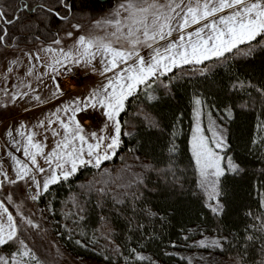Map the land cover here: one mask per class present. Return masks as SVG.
I'll return each instance as SVG.
<instances>
[{
  "label": "snow or ice",
  "instance_id": "obj_1",
  "mask_svg": "<svg viewBox=\"0 0 264 264\" xmlns=\"http://www.w3.org/2000/svg\"><path fill=\"white\" fill-rule=\"evenodd\" d=\"M105 2L0 0V56L5 59L13 56L8 60V73L13 72L11 65L20 63L15 57L16 50L30 62L40 61V54L44 53L48 59L41 75L53 82L51 95L60 100L54 110L42 114L43 118H37L28 127L24 120L9 113L8 107L17 106L28 97L29 92H21L19 88L30 86L21 81L13 90L2 89L6 101L0 99V124L6 126L7 137L24 159L8 152L14 176L0 169V190L5 184L25 187L35 202L44 194L51 196L52 186L69 184L81 169H96L91 180L78 185L81 192L72 194L71 210H65L68 201H61L65 206L61 214L71 220L70 225L65 224L69 240L76 233L86 236L81 231L86 225L81 222L92 211L88 205L94 200V208L99 210V226L93 229L91 244L106 264H116L118 256H123L124 264L145 261L159 264L136 248H130L124 255L121 249L125 245L115 242L116 233L119 230L128 241L132 233L139 234L138 242L158 239L183 214L182 203L187 196L199 200L211 220V224L197 226L202 238L193 243L208 253L207 257H199L198 264H264V211L258 215L251 210L246 213L260 224L246 225L243 236L234 234L226 225L224 218L231 195L229 177L242 176L247 172V165L231 154L229 129L212 119L211 113H208L207 126L210 136L206 134L202 116L209 105L203 91H197L194 85L191 96L189 143L194 185L186 186V178L176 172L175 125L166 147L167 166L154 164L148 152L152 134L164 132L157 109L175 98L176 89L186 77L193 80L202 77L201 88L207 86L209 91L222 87L214 71L218 66L225 67L229 76L225 95L231 100L224 103L221 119L227 124L235 119L237 108L243 112L258 107L256 128L264 132V73L258 82L251 76L242 78L234 71L236 65L229 63L237 57L247 61L264 59V0H118L108 8ZM85 24L90 26L87 32ZM108 27L113 31L105 36L95 35L91 30ZM122 38L127 47L116 46ZM66 40H71L67 48L63 46ZM94 61L101 67L97 68ZM33 68L34 65L28 67L26 74L33 75ZM79 68L86 74L99 73L103 82L84 94L62 99L67 93L58 78L64 74L75 75ZM37 79L43 83L40 76ZM238 92H243L248 99L236 103L232 94ZM31 98L43 103L39 95ZM129 105L134 111L129 112ZM14 118L16 122L12 126ZM39 129L50 132L54 138L48 151H45L48 136L37 139L41 135ZM124 137L135 140L127 152L133 154L132 159L140 161L142 171L135 172L133 165L124 164L114 176L109 168L101 166L118 155L125 144ZM256 144L257 139L253 137V148L249 151L255 150ZM260 149L264 150V138ZM137 152H143V157L135 155ZM119 158L124 161L127 154ZM261 160L264 161V151H261ZM125 173L130 178L125 179ZM151 173H155V181L151 180ZM14 204L11 193L0 200V253H3L0 264H47L28 243L31 240L28 228L37 229L39 225L24 216L22 205H15L14 215L8 207ZM259 205L264 209V192L260 193ZM47 210L54 214L51 202ZM155 224H159V232ZM197 230L188 229V232L194 234ZM206 231L217 235H204ZM97 232L108 241L103 247H99ZM184 239L190 236L185 235ZM74 243L85 250L89 246L88 239H75ZM233 249L234 254L226 262L223 254ZM93 259L80 257L76 264H92ZM187 261L192 264L193 258L188 257Z\"/></svg>",
  "mask_w": 264,
  "mask_h": 264
},
{
  "label": "trees",
  "instance_id": "obj_2",
  "mask_svg": "<svg viewBox=\"0 0 264 264\" xmlns=\"http://www.w3.org/2000/svg\"><path fill=\"white\" fill-rule=\"evenodd\" d=\"M104 2V0L102 1ZM118 0H106L104 3L105 8L114 6ZM31 46V45H29ZM209 63V62H205ZM230 64L236 65L234 71L242 78L251 76L254 81L261 79L262 73H264V59L257 58L251 61L244 60L243 58L237 57L236 60L229 61ZM185 69L190 70L191 66H184ZM174 71H179L174 69ZM216 79L222 87H213L211 91L207 86L201 88L202 77H186L184 81L180 82V86L175 91V98L167 100L166 103L161 105L157 111L160 113V118L163 121L164 132H154L151 136V144L148 147L149 156L153 158V163L159 167H166L168 164V156L166 147L168 141L171 139L170 133L173 131V125L176 128L175 143L177 145V152L174 154V164L178 176L186 178L188 183L186 186L194 185L193 175V162L191 161L190 151V138H191V126H192V115H191V96L193 93V86L197 91H203L205 93L206 103L209 107H206L219 121L225 124L221 117L224 115L223 108L224 103H230L229 97L225 95L226 86L229 82V76L227 75L226 69L223 66L215 68ZM168 75H171L169 73ZM189 81H192L191 83ZM251 91V89H249ZM248 97L243 92L232 94V100L236 103H241L243 100H247ZM134 111L133 106L129 105V112ZM259 115V109L256 110L245 109L243 112L239 108L235 110V119L225 124L229 129V139L232 145L231 154L238 157L247 165V172L242 176L229 177V189L230 199L228 214L224 218L226 225L233 229L234 234L243 236L246 225L255 223L259 226V220H253L252 217L246 215L251 210L255 214H259L264 209L260 208V193L264 192V161L261 160L260 141L264 138V132L259 131L256 128V118ZM132 119V117H126ZM126 130H131L126 129ZM257 139V144L254 146L255 150L249 151L253 148L251 145L252 138ZM147 137L145 140L147 141ZM125 144L119 150L118 155L113 157L111 161H105L102 164V168H109L113 175L117 173L124 164L136 166V172L142 171L139 167L140 161L132 159V153L127 152V148L135 144V140L124 137ZM127 154V159L122 161L119 157ZM135 155L143 157V152H137ZM187 171H184V170ZM97 172L96 169L84 168L81 169L75 177L71 178L69 184L63 186H52L54 188L53 194L42 195L39 200L41 207L47 210V205L51 202L55 209L54 214L50 213V219L54 223V231L58 236L60 244L67 250L71 257H85L94 258L92 261L99 263H105L102 261V257L97 256L98 249L94 250V246L91 244V238L93 237V229L99 226L98 220V209L94 208L93 203L88 205L89 209H92L88 213L85 221L81 222L86 227H83L81 231L86 233V236H81L79 233L73 235V239L69 240L65 224H71L70 219H66L61 214V209L65 207L61 201H68L67 208L65 210H71V196L75 193H80L81 189L78 185L84 184L92 179L93 175ZM151 180H156L155 173H151ZM130 178L125 173V179ZM182 206L185 211L182 215L178 216L173 220L172 224L167 226L163 230V235L156 240H143L138 242V233H132L131 241H128L125 235L121 234L119 230L116 233L115 242L123 244L125 247L121 249L124 255L128 254L130 248H136L141 253H146L153 256L155 259L164 262L166 264H188V261L184 258L174 254V250L185 247L190 240L195 238L199 234L197 226H203L205 223L211 224L209 219L210 214L207 209L202 208L199 200L195 197L187 196L184 198ZM150 227H152L150 225ZM157 232H159V224H155ZM123 228V224H121ZM188 229L197 230L195 233H189ZM204 234L217 235L215 232L206 231ZM190 236V239L185 240L184 236ZM96 238L99 240V247H103L105 244L104 238L99 232L96 233ZM103 238V239H101ZM75 239L89 240V246L85 250L81 246L75 245ZM102 241V242H101ZM103 243V244H102ZM140 243H143V247H140ZM175 245V246H173ZM235 249L231 251H225L223 257L229 259L230 255H233ZM168 253L169 255H165ZM3 254V253H0ZM116 264H124L123 256L115 258ZM131 264V262H130ZM140 264V262H135ZM147 264V261L144 262Z\"/></svg>",
  "mask_w": 264,
  "mask_h": 264
},
{
  "label": "rangeland",
  "instance_id": "obj_3",
  "mask_svg": "<svg viewBox=\"0 0 264 264\" xmlns=\"http://www.w3.org/2000/svg\"><path fill=\"white\" fill-rule=\"evenodd\" d=\"M89 25L85 24L84 31L87 32L89 30ZM95 35L105 36L106 33H110L113 31L111 27L108 28H100V29H91ZM61 35H63L61 33ZM108 39H114L111 36L107 37ZM71 44V40H66L64 43V47L67 48ZM116 46H125L127 47V42L123 38L116 44ZM143 54H146V50ZM42 59L40 61H29V59L23 55L19 50H16L15 57L19 58L20 63L17 65H11L13 67V72L8 73L7 68L9 66L8 60L12 59L13 56L10 55L7 59L0 56V99H4L6 101V97L4 96V92L2 89L5 87H9L10 90L14 89V86L19 85L21 81L24 82L25 85H29L30 87H20L19 90L21 92H29V96L25 97L23 101L19 102L17 106L13 107L9 105L8 112L12 113L15 118H19L24 120L28 127H31L32 124L36 123L37 118H43L44 113L54 110V108L60 103L59 99H54L51 95V89L53 82L49 80L48 76H42L41 74L45 72L44 62L48 59V56L44 53L40 54ZM97 68L101 67L98 61L93 62ZM33 68V75H27L28 67ZM110 75V74H109ZM37 76L41 77L43 83L37 79ZM86 76V78H83ZM103 77L99 75V73H91L87 74L82 68L76 70L75 75L64 74L58 78V81L61 85V88L67 93V96L62 99H67L71 96L81 95L86 93L90 87L95 86L96 84L103 82ZM34 95H39L43 103H37L31 97ZM27 108L29 109L27 112L23 110ZM208 113H211L208 109H204V114L202 116V127H204L207 135L210 136V133L207 132L208 126ZM212 119L216 120L218 124L225 126V124L221 123L219 119L211 113ZM15 118L12 120V126H15ZM93 126V130H95ZM6 126L4 124H0V169L9 173L10 176H14L13 172V162L11 158L8 156V152H13L18 158L21 160L24 159L22 152H16L15 147L11 144L9 138L6 135ZM41 135L37 137V139H43L44 135L48 136L46 143L45 151L51 149L54 144V138L51 136V133H44L43 129L38 130ZM15 135V133H14ZM19 139V137H17ZM43 164V160L40 161ZM133 171L136 170V166L133 167ZM2 179V177H0ZM23 185V182H18ZM9 193L12 194L13 200L15 202L14 205H8L10 211H13L15 215V205H22L21 211L24 216L31 218L35 223L39 225V228L32 229L28 228V232L31 235V240L28 241L29 245L34 248L37 255L41 260L47 261V264H76L79 258L71 257L67 250L60 244L57 234L54 231V223L50 219L49 212L45 208L40 206L39 201H32L30 199L29 194L26 192L25 187L17 188L15 185H7L3 190H0V200H4L5 196ZM7 205V201L5 200ZM19 221V217H17ZM197 236L190 240L185 247L178 248L174 250V254L178 255L181 258L187 260L188 257H192V264H198L199 257L201 255L207 257L208 253L194 245L195 240H199L202 238L200 234H196ZM209 235V234H204ZM214 236V235H209ZM103 239V238H101ZM102 242V241H101ZM105 243H108L104 239ZM103 244V243H102ZM59 250V252H58ZM62 253V255H61ZM145 256L151 257L153 260L159 261L155 259L153 256L142 253ZM221 257L218 255L217 259ZM223 259L227 262L228 259ZM92 264H105L99 263L96 261H92ZM159 264H166L164 262L159 261Z\"/></svg>",
  "mask_w": 264,
  "mask_h": 264
},
{
  "label": "built area",
  "instance_id": "obj_4",
  "mask_svg": "<svg viewBox=\"0 0 264 264\" xmlns=\"http://www.w3.org/2000/svg\"><path fill=\"white\" fill-rule=\"evenodd\" d=\"M83 78H86V76H83Z\"/></svg>",
  "mask_w": 264,
  "mask_h": 264
},
{
  "label": "water",
  "instance_id": "obj_5",
  "mask_svg": "<svg viewBox=\"0 0 264 264\" xmlns=\"http://www.w3.org/2000/svg\"><path fill=\"white\" fill-rule=\"evenodd\" d=\"M103 1V0H102Z\"/></svg>",
  "mask_w": 264,
  "mask_h": 264
}]
</instances>
